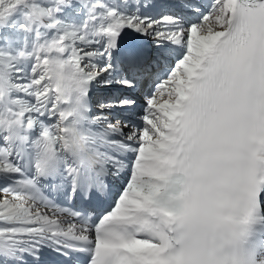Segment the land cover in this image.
I'll return each mask as SVG.
<instances>
[{"label": "snow or ice", "instance_id": "snow-or-ice-1", "mask_svg": "<svg viewBox=\"0 0 264 264\" xmlns=\"http://www.w3.org/2000/svg\"><path fill=\"white\" fill-rule=\"evenodd\" d=\"M68 8L0 0V264H256L264 0Z\"/></svg>", "mask_w": 264, "mask_h": 264}, {"label": "rangeland", "instance_id": "rangeland-1", "mask_svg": "<svg viewBox=\"0 0 264 264\" xmlns=\"http://www.w3.org/2000/svg\"><path fill=\"white\" fill-rule=\"evenodd\" d=\"M79 7H80V0H73V8L65 9V13L73 12L75 8H79ZM62 17H64V14H62ZM81 17H82V13L76 15L75 18L77 20H79ZM64 18H67V17H64ZM4 34H13V33H12V30H10V29H0V36H3ZM0 43H3V41L0 40ZM117 110H119V109H116L115 111H117Z\"/></svg>", "mask_w": 264, "mask_h": 264}, {"label": "bare ground", "instance_id": "bare-ground-1", "mask_svg": "<svg viewBox=\"0 0 264 264\" xmlns=\"http://www.w3.org/2000/svg\"><path fill=\"white\" fill-rule=\"evenodd\" d=\"M125 132H128L129 129H124ZM64 258L59 256L57 253L52 252L51 250L44 251V264H53V262H59Z\"/></svg>", "mask_w": 264, "mask_h": 264}, {"label": "clouds", "instance_id": "clouds-1", "mask_svg": "<svg viewBox=\"0 0 264 264\" xmlns=\"http://www.w3.org/2000/svg\"><path fill=\"white\" fill-rule=\"evenodd\" d=\"M256 264H264V257H261L259 260H257Z\"/></svg>", "mask_w": 264, "mask_h": 264}]
</instances>
